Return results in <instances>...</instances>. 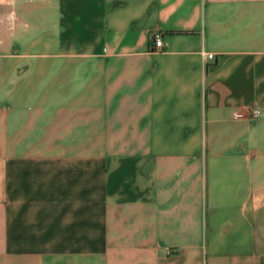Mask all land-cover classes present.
<instances>
[{"label":"crops","instance_id":"crops-1","mask_svg":"<svg viewBox=\"0 0 264 264\" xmlns=\"http://www.w3.org/2000/svg\"><path fill=\"white\" fill-rule=\"evenodd\" d=\"M0 264H264V0H0Z\"/></svg>","mask_w":264,"mask_h":264},{"label":"built area","instance_id":"built-area-1","mask_svg":"<svg viewBox=\"0 0 264 264\" xmlns=\"http://www.w3.org/2000/svg\"><path fill=\"white\" fill-rule=\"evenodd\" d=\"M163 48V39L160 32H155L150 35V49L155 51H160ZM206 57L212 59L214 57L213 53H207ZM239 115V112H236ZM259 114V109L252 110V116H257Z\"/></svg>","mask_w":264,"mask_h":264},{"label":"rangeland","instance_id":"rangeland-1","mask_svg":"<svg viewBox=\"0 0 264 264\" xmlns=\"http://www.w3.org/2000/svg\"><path fill=\"white\" fill-rule=\"evenodd\" d=\"M26 1H30V2H38L39 0H26Z\"/></svg>","mask_w":264,"mask_h":264}]
</instances>
